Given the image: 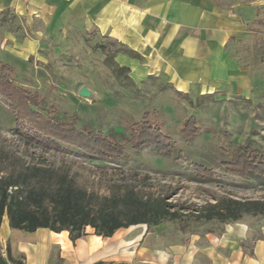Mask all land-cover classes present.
Instances as JSON below:
<instances>
[{
  "label": "rangeland",
  "instance_id": "obj_1",
  "mask_svg": "<svg viewBox=\"0 0 264 264\" xmlns=\"http://www.w3.org/2000/svg\"><path fill=\"white\" fill-rule=\"evenodd\" d=\"M218 1L228 3L243 21V33L227 46L242 77L237 85L219 88L195 83L183 95H177L173 89L177 88L163 76L143 79L109 67L105 55L95 48L103 39H88L80 29L42 40L45 42L37 53L24 61L18 58L14 41L5 36L7 30L15 27V22L1 29L4 34L0 32V60L15 68L19 84L39 91L49 106H55L59 118L75 115L79 128L87 126L108 133L124 132L127 122L139 121L147 113L171 138L169 144L175 157L181 151L182 158H171L153 146H145L140 152L129 149L119 160L85 156L69 147L65 152L39 149L30 145L36 142L14 131L11 115L1 97L0 147L20 150L28 162L84 164L92 168L89 174L96 183L94 188L103 195L110 194L109 184L125 182L143 196L172 192L168 202L180 207L183 216H191L201 206L215 203L216 196L264 200V180L247 182L222 173L210 179L194 173L195 164L217 168L218 162L227 158V152H232L238 144L249 143L264 150V33L249 27L253 20L264 17V0L248 4L242 3L243 0ZM82 88L90 92L88 97L81 96ZM212 92H218L212 101L202 97ZM189 117L194 118L200 134L187 140L180 131ZM243 222L264 225V218H246ZM221 227L218 223H208L198 227L197 232H218ZM143 228L162 237V243H176L190 236L180 232L171 221Z\"/></svg>",
  "mask_w": 264,
  "mask_h": 264
},
{
  "label": "crops",
  "instance_id": "obj_2",
  "mask_svg": "<svg viewBox=\"0 0 264 264\" xmlns=\"http://www.w3.org/2000/svg\"><path fill=\"white\" fill-rule=\"evenodd\" d=\"M236 13L215 0H0V32L15 22L5 36L24 61L46 38L80 29L88 39L118 46L115 62L133 77L163 76L185 93L195 83L237 85L242 72L227 50L244 30ZM144 226L108 238L89 227L85 239L73 242L67 231L13 229L5 217L0 247L6 256L9 242L21 264H264V225L227 224L223 232H197L170 244Z\"/></svg>",
  "mask_w": 264,
  "mask_h": 264
},
{
  "label": "trees",
  "instance_id": "obj_3",
  "mask_svg": "<svg viewBox=\"0 0 264 264\" xmlns=\"http://www.w3.org/2000/svg\"><path fill=\"white\" fill-rule=\"evenodd\" d=\"M255 1L243 0L242 3ZM215 3L222 8L230 7L224 1L216 0ZM249 27L264 33V17L253 20ZM112 45L114 43L101 42L95 48L105 55L109 67L128 72V68H121L115 62V55L121 49ZM262 47L264 51V43ZM217 93L202 97L212 101ZM0 97L7 105L14 131L28 141L36 142L30 145L39 149L65 152L69 147L85 156L119 160L127 155L129 149L140 152L145 146H153L157 151L175 157L169 144L171 138L147 113L139 121L127 122L124 132L110 130L104 133L87 126L79 128L77 116L59 118L58 109L49 106L39 91L19 84L15 68L2 60ZM180 134L187 140L200 134L193 117L184 121ZM227 156L218 162L217 168L195 164L194 173L210 179H216L222 173L247 182L264 180L262 148L249 143L238 144L232 152H227ZM175 158H182V152L179 151ZM44 161L28 162L20 150L5 145L0 147V228L7 217L13 229L67 231L75 242L87 237L89 227L96 235L108 238L131 226L150 227L171 221L180 232L191 236L197 233L198 227L208 223L222 225L220 232H223L227 224L241 223L246 218H264V200L228 196H216L215 203L201 206L191 216H183L180 207L168 202L172 192L143 196L125 182L109 184L110 194L103 195L94 188L96 183L89 174L93 172L92 168L81 163L55 165ZM0 264H21L12 257L9 242L6 256L0 247Z\"/></svg>",
  "mask_w": 264,
  "mask_h": 264
},
{
  "label": "water",
  "instance_id": "obj_4",
  "mask_svg": "<svg viewBox=\"0 0 264 264\" xmlns=\"http://www.w3.org/2000/svg\"><path fill=\"white\" fill-rule=\"evenodd\" d=\"M80 94L83 97H88L90 95V92L86 88H82Z\"/></svg>",
  "mask_w": 264,
  "mask_h": 264
}]
</instances>
